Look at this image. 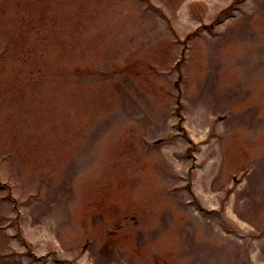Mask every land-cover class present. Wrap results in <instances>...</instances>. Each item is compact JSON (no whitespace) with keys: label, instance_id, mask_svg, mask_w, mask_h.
I'll list each match as a JSON object with an SVG mask.
<instances>
[{"label":"rangeland","instance_id":"374dc122","mask_svg":"<svg viewBox=\"0 0 264 264\" xmlns=\"http://www.w3.org/2000/svg\"><path fill=\"white\" fill-rule=\"evenodd\" d=\"M263 229L264 0H0V264H264Z\"/></svg>","mask_w":264,"mask_h":264},{"label":"flooded vegetation","instance_id":"af4514ba","mask_svg":"<svg viewBox=\"0 0 264 264\" xmlns=\"http://www.w3.org/2000/svg\"><path fill=\"white\" fill-rule=\"evenodd\" d=\"M116 232L117 230H113L111 234H117ZM262 235L264 237V229ZM180 242L181 245H179V250L181 254L175 256L172 254H156V250H154L151 255H144L141 253L139 248L140 245H138L136 248H131L128 252L123 249L124 254L118 255L115 253L118 247L115 246V242L111 240L105 245L104 250L106 252H114L117 258L115 259L114 256L110 255H105L104 258L109 259L107 261L108 264H208V262L203 260L204 256L201 255L203 252H200L199 246L190 244L188 240L184 239Z\"/></svg>","mask_w":264,"mask_h":264}]
</instances>
